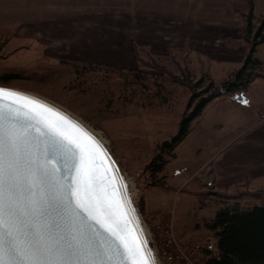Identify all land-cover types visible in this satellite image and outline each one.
Instances as JSON below:
<instances>
[{
  "label": "rangeland",
  "instance_id": "374dc122",
  "mask_svg": "<svg viewBox=\"0 0 264 264\" xmlns=\"http://www.w3.org/2000/svg\"><path fill=\"white\" fill-rule=\"evenodd\" d=\"M255 3V11L260 16L264 11V0H255ZM237 18L235 16L232 22L234 24L228 26L233 33L241 36L242 24L238 25L240 19ZM221 26L210 25L213 30ZM25 34L24 24H0V75L5 73L18 75L9 82L0 81V87L28 91L57 103L94 127L106 139L111 153L129 180L131 194L134 191L133 202L149 229L150 245L155 251L153 220L156 214H145V194L146 206L151 205L165 211H156L159 214L173 213L175 232L182 240L200 241L212 235L213 232L205 227V221L212 218L218 208L224 206L223 199L227 197L214 194V191L235 194L239 190L237 186L232 190L216 188L207 165L193 174L194 166L197 164L195 158L200 154L194 152L192 146L199 143L200 130L192 137L191 146L188 145L189 142H185L177 147L178 156L166 165L165 172L168 174L170 188H153L149 185L151 177L145 166L158 153L160 143L176 133L179 117L192 93L183 85L166 83L165 88L161 90H164L162 95H166L167 99L161 100V97L152 96L154 94L152 90L160 87L156 82L160 81V76L164 74L161 68L153 66V62L156 64L155 61L161 60L162 62L158 63L162 67L182 76L176 60L180 61L181 66L186 65L182 59L186 54L191 61L193 73H190V76L193 81L199 79L201 74L209 73L217 83L229 78L240 63L210 61L203 56L198 57L190 53L188 48L180 53L176 51L174 53L175 48L165 49L167 53L161 56L157 55L155 49L138 47L137 56H133L129 67L119 66V63L102 62L104 70L86 71L83 70V65L91 62L75 58L73 52L76 49L45 46L44 41L26 38ZM213 37L214 35L211 39ZM228 38L234 37H227L223 41L220 35H215L209 47L212 50H219L224 44L228 45L225 42ZM138 57H143L148 64L141 65ZM105 67L120 71L137 70L147 76L145 81L149 86H144L141 82L133 84L130 74L127 73L126 78L107 71ZM153 81L155 83L152 85ZM207 83L206 77L205 86ZM255 87L254 89H257V86ZM253 91L256 96L264 94L263 88L257 89V92L251 90V93H254ZM221 103L217 102L207 110L206 119L214 114L215 108ZM222 105L221 109L224 108ZM234 120L231 119L230 124L237 123L238 120ZM227 129L226 124L224 130ZM209 132L216 133L221 130L214 127ZM255 201L246 197L241 199L244 205Z\"/></svg>",
  "mask_w": 264,
  "mask_h": 264
},
{
  "label": "snow or ice",
  "instance_id": "6c2138e0",
  "mask_svg": "<svg viewBox=\"0 0 264 264\" xmlns=\"http://www.w3.org/2000/svg\"><path fill=\"white\" fill-rule=\"evenodd\" d=\"M0 264H157L128 185L98 137L7 87H0Z\"/></svg>",
  "mask_w": 264,
  "mask_h": 264
},
{
  "label": "crops",
  "instance_id": "0c3cea01",
  "mask_svg": "<svg viewBox=\"0 0 264 264\" xmlns=\"http://www.w3.org/2000/svg\"><path fill=\"white\" fill-rule=\"evenodd\" d=\"M247 9V0H0V24H24V37L40 39L45 46L76 49L75 58L91 63L129 67L133 56H137L136 48L143 47L155 49L161 56L167 53L165 49L188 48L190 53L210 61L241 64L247 52L245 45L223 43V48L212 50L209 44L215 35H220L223 41L227 37H240L229 26L234 24L235 16L240 19V26L238 12ZM212 24L222 26L213 30ZM257 55L264 61V42L258 46ZM255 86L264 90V78H256L241 93L246 104L232 95L211 101L178 145L189 142L191 146L192 137L200 130V141L192 146L200 154L195 158L193 174L207 165L220 190H232L238 185L250 189L264 187V94L251 93L257 92ZM220 101L224 108L219 105L206 119L207 110ZM231 119L238 121L230 124ZM226 124L228 129L224 130ZM214 127L221 132H209ZM145 198L146 194V215L165 212L146 206Z\"/></svg>",
  "mask_w": 264,
  "mask_h": 264
},
{
  "label": "trees",
  "instance_id": "16d2710c",
  "mask_svg": "<svg viewBox=\"0 0 264 264\" xmlns=\"http://www.w3.org/2000/svg\"><path fill=\"white\" fill-rule=\"evenodd\" d=\"M247 2V11L238 12L242 20L240 38H228L225 41L231 46L245 45L247 47L243 61L229 78L217 83L209 73H206L201 74L199 79L193 81L190 76V73H193L191 61L186 54L182 56L186 65L181 66L180 61L176 60L182 76L175 71L162 67L158 63L162 62L161 60L155 61L156 64L153 62V66L161 68L164 74L160 76V81L156 82L160 87L152 90L154 91L152 96L161 97V100L167 99L166 95H162L164 90H161V88H165L166 83L183 85L189 88L192 93L186 103L185 110L179 117L176 133L160 143L158 153L145 166L146 172L150 173V186L170 188L165 167L171 159L176 157L178 145L192 131L193 122L203 114L205 107L211 101L224 95L237 96L241 99V93L256 78H264V61L257 55L258 46L264 42V13L258 17L255 14V0H247ZM184 49L175 48L173 52L180 53ZM138 61L141 65L148 64L143 57H138ZM163 62L165 61L163 60ZM83 66V70L86 71H97L104 68L102 63H85ZM106 70L126 78L128 73L132 76L131 82L133 84L141 82L144 86H149V83L145 81L147 76L137 70L120 71L109 68ZM17 77L16 73H5L0 75V81L9 82ZM206 77L208 83L205 86ZM154 83L153 81L152 85ZM237 190L239 192L235 194L214 191V194L227 196L223 199L224 206L218 208L213 217L205 221V227L212 231V235L216 236L218 240L220 255L219 257L207 256L202 264H264V187L250 189L246 185H238ZM245 197L256 201L244 205L241 199Z\"/></svg>",
  "mask_w": 264,
  "mask_h": 264
},
{
  "label": "built area",
  "instance_id": "2783aa9c",
  "mask_svg": "<svg viewBox=\"0 0 264 264\" xmlns=\"http://www.w3.org/2000/svg\"><path fill=\"white\" fill-rule=\"evenodd\" d=\"M154 244L162 264H202L207 256L219 257L216 236L200 241L186 242L175 232L173 213L156 214L154 217ZM153 241V240H152Z\"/></svg>",
  "mask_w": 264,
  "mask_h": 264
},
{
  "label": "bare ground",
  "instance_id": "6f19581e",
  "mask_svg": "<svg viewBox=\"0 0 264 264\" xmlns=\"http://www.w3.org/2000/svg\"><path fill=\"white\" fill-rule=\"evenodd\" d=\"M7 88H10V87H7ZM11 89H14V90L20 91V92H22V93H24V94H26V95H28V96L36 97V98H38V99H40V100H42V101H45L46 103H48V104H50V105H54L57 109L62 110L64 113L68 114L70 117H72V118H74L75 120L79 121L84 127H86L88 130H90L92 133H94L96 137H98V139H99V140L103 143V145L107 148L108 152L110 153L111 159L115 161V166H117V167L119 168V174L122 175V176L124 177V182L128 185V195L131 197L132 205H133V206L135 207V209H136V214L139 216L140 223L143 225V228H144L145 233H146V235H147V237H148V240H149V246L151 247V245H150V232H149V229H148L146 223L143 221L142 216H141V214H140V212H139V209L136 207V205L134 204L133 199H132L133 196H134V193H133L134 191H133L132 194H131V192H130V190H129V189H130V183H129V180H128L127 176H125V175L123 174V172H122V170H121V167H120L119 163L117 162V160L115 159V157H114L113 154L111 153V151H110V149H109V146H108V143H107L106 139H105V138H104V137H103V136H102V135H101L96 129H94V127L88 125L85 121H83L82 119H80L79 117H77L76 115H74V113H71V112L67 111L66 108H65V109H66V110H65L63 107H61V106L58 105L57 103H54V102H52V101H50V100H47V99H45V98H43V97H41V96H39V95H37V94L31 93V92H28V91H24V90H20V89H15V88H11ZM135 194H136V193H135ZM151 248H152V247H151ZM152 249H153V248H152ZM153 251H154L155 256H156V258H157V264H159L158 256H157V254H156V252H155L154 249H153Z\"/></svg>",
  "mask_w": 264,
  "mask_h": 264
}]
</instances>
